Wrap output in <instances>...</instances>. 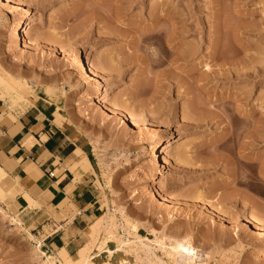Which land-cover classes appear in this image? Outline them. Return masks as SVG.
Masks as SVG:
<instances>
[{
  "label": "rangeland",
  "instance_id": "obj_1",
  "mask_svg": "<svg viewBox=\"0 0 264 264\" xmlns=\"http://www.w3.org/2000/svg\"><path fill=\"white\" fill-rule=\"evenodd\" d=\"M23 2L33 25L19 44L7 18L14 26L24 17L0 0V75L15 89L4 95L15 105L24 100L14 97L18 91L61 102L88 141L101 195L97 218L76 246L58 253L46 246L43 250L57 256L58 264L69 263L89 243L90 227L104 226L92 253L97 256L96 264H106L107 254L100 253L99 246L106 250L117 246V240L106 233L114 222L119 227L117 236L132 238L138 246L141 239L135 233L161 241L189 234L200 248L218 245L214 264H264V258L260 259L264 238L255 227L246 225L248 219H255L264 230V178L260 179L261 169L254 165L264 159V0H218V4L212 0ZM70 13L73 16L67 19ZM117 14L119 22L115 21ZM153 26L163 29L164 35L183 29L184 45L195 44L200 51L181 67L171 61L149 66L145 50L131 48ZM232 26L242 38L235 48L228 41L237 33ZM218 37L221 54L213 61ZM232 49L235 65L222 66L221 57L232 59ZM114 53H120L119 61L131 62L111 64ZM80 54L86 64L98 67L108 83L105 109L96 96L99 84L81 72ZM210 68L213 75L209 77ZM193 104L212 117L195 115ZM169 130L176 138L162 144L159 163L152 156V146L167 138ZM220 146L223 150L214 153ZM180 154L184 156L179 158ZM214 155L227 160L211 170L204 161ZM242 155L249 161L244 163ZM234 175L237 179L229 185ZM1 192L0 187V207L21 218L24 226H15L0 213V264H45L35 247L56 229L45 227L37 217L28 221L29 217L20 216L12 197ZM227 195L232 196V203L222 204L220 198ZM223 228L229 234L224 238L220 237ZM138 251L142 259L130 263L151 264L142 249Z\"/></svg>",
  "mask_w": 264,
  "mask_h": 264
},
{
  "label": "crops",
  "instance_id": "obj_2",
  "mask_svg": "<svg viewBox=\"0 0 264 264\" xmlns=\"http://www.w3.org/2000/svg\"><path fill=\"white\" fill-rule=\"evenodd\" d=\"M8 83L10 90L0 86V187L20 216L56 229L44 246L58 253L77 245L100 210L89 144L61 102L18 91L24 100L15 105L4 95L15 90ZM28 196L36 205H25Z\"/></svg>",
  "mask_w": 264,
  "mask_h": 264
},
{
  "label": "bare ground",
  "instance_id": "obj_3",
  "mask_svg": "<svg viewBox=\"0 0 264 264\" xmlns=\"http://www.w3.org/2000/svg\"><path fill=\"white\" fill-rule=\"evenodd\" d=\"M118 1H120L122 4L129 2V0H118ZM3 2L6 5L14 6L15 9L18 12H21V15L24 17V19H23V21L21 23L16 24L14 26H13V20L11 18H9V17L7 18V24H10V26L13 27V38H14L15 42L20 44L26 38V35H25L26 32L28 30H30L32 28V25H33V20H32V16L30 14V11H29V9L26 8V5L24 4L23 0H3ZM212 2L216 3V4L220 3V2H218V0H212ZM163 7H165V5ZM74 13L75 12H73V14ZM73 14L70 13V15H66L67 19L72 17ZM75 14H77V13H75ZM217 14H219V13H217ZM93 15H92V17H93ZM117 15L118 16L116 18L115 17L114 18H115L116 22H119L121 19L119 17V14H117ZM97 19L98 18H96L95 20H97ZM235 27H237V26H235ZM153 28L154 29L151 28L152 30L148 31V34L146 32L147 35L146 34H144V35L142 34V36L138 40H136L135 43L133 42V45H132V48H131L132 51H137V52L140 51V50H145V52L148 55V65L153 67V68L160 67V66L164 65L165 63H167L169 61H171V63L173 62L172 63L173 65L175 64V65L179 66V65L182 64V62H186L187 60H189L192 57L194 58V56L198 53V51H200V47H197V46L194 47L195 44L192 47L191 46L188 47L189 45H184L183 42H184L185 35H184V32H181L183 29H181L179 33L177 31V33L175 32L174 34L172 32V33H168L169 35H167L166 33H165L166 35H164L163 32H165V31L163 29H162L163 31L162 30H158L157 26H153ZM240 28H241V26H240ZM233 30H234V27H233ZM234 31H236V30H234ZM236 32L237 33L233 32L232 37L231 36L229 37L231 39L228 40V41L232 42V48L236 44H242L241 43L242 42L241 41L242 38L240 37V34L238 33V30ZM239 32H240V30H239ZM241 34H242V32H241ZM243 34H244V32H243ZM219 40H220V38L215 43L217 47L214 50L215 51L214 54L212 53L213 55H212L211 58L213 59V61L214 60H218V53H220V49H221V47H219V44H220ZM30 44H32V43H30ZM151 47H152V49H151ZM224 51H225L224 49L221 50L223 55L225 53ZM235 52L232 49V59H229L227 57L225 58V56L221 57V59L224 58V59L221 60L222 61V63H221L222 66H226V65H228L231 62H232V65H235L234 64V60H233V57L235 56L234 55ZM176 53H178L179 55L176 56L173 61L170 60V58L173 57V55H175ZM118 54H120V53H118ZM118 54L114 53V54H112L110 56V63L111 64L117 63L118 66H119V64L121 65V63H122V65H123L127 61H128V63L131 62V61L126 60V59H124L122 61H119L118 59L120 58L119 57L120 55H118ZM228 56L230 57V55H228ZM77 58L79 59V61H78L79 62V66H80V68H82L81 70H83L81 72L84 75H86V77L90 78L91 81H95L96 83L99 84L96 96H97L101 106L104 107V109H105L104 102L108 98V94H109L108 83L103 79L104 77H102V75H100L101 73L99 72L97 66H95V65L89 66L88 64H86L83 61V57H82L81 54ZM131 60H133V59H131ZM179 67H181V66H179ZM211 68L209 69L210 70L209 72H206L207 74L205 73L209 77L213 75V69H211ZM190 73H193V71H190ZM0 86L10 90V85H9L8 81L2 75H0ZM137 92L139 93V89L136 91V93ZM136 93H134V94L132 93L133 96L136 95ZM195 104L197 106H200L197 103H195ZM197 106H195L194 104L192 106V108H193L192 111L194 112V114L197 115V116H200V117L201 116H205L206 111L205 110H201L200 107H197ZM110 113L112 114L113 118H116L117 115H116L115 111L111 110ZM206 114H208L207 115L208 117H209V115L211 116V112H210V114L208 112ZM129 119H132L134 122H137L135 120V118H129ZM227 134H229V132ZM167 135H168L167 138L163 139L164 138L163 137L161 139H158L157 141H155V143L152 146V150H151L152 156L159 163L161 162V159H160V148H161L162 144L163 143L164 144L165 143L171 144L172 141L176 138L172 130H169ZM221 149H222L221 146L220 147H216L214 149V153H216L217 151H220ZM180 155L181 156H179V158L180 157L182 158L184 156V155L182 156V154H180ZM241 158L244 159L243 160L244 163L249 161L243 155L241 156ZM223 159H225V161L227 160V158L225 156L221 160H223ZM221 160H220V158L218 159V157L216 158L215 155H214V157L211 156L210 158H208L207 161L205 160L206 162L204 161V163H206L208 165V168H210L211 170H214L216 168L217 164L219 163V161H221ZM254 165H255V167H260V169H261V171H260V174H261L260 177L261 178L260 179H263L264 178V159H261L260 162H258V161L254 162ZM201 168H203V167H201ZM3 177H4V172L0 168V181L2 180ZM240 177H242V179L246 178V176H240ZM235 179H237V177L235 175L231 176L229 178V180L227 181L228 184L229 185L232 184V181H234ZM4 192H1V193L3 194ZM230 195H232V194H230ZM230 195H227V196H224V197L220 198L222 204L228 205V203L229 204L232 203V196H230ZM253 202H254V200H253ZM24 203H25V205H27V204L29 205L30 204V206L31 205H33V206L36 205V202L33 199H31L29 196L27 198H25ZM0 213L4 216V218L9 219L10 223H13L15 226H17V227H23L24 226V222L18 216L7 212L2 207H0ZM126 223L128 225L129 221L127 220ZM259 223L260 222L258 220L256 222L255 219H253V221L248 219L246 225H247V227H249V226L255 227V229L257 230V235H259L260 238H264V230L262 228L258 227ZM100 225H102V224H100ZM100 225H97V227L100 226ZM108 227L109 228L107 229L106 233H107L109 238H111L113 240L115 239V241L117 240V244H114V245H117V246H115L113 249H107L106 250V248H104V247L100 248V246L98 245L99 249H100V253L101 252H105L107 254V256H106V258H107L106 264H129L130 262H133L134 259L141 260L142 257L140 256L139 251H138L140 249H142V252L146 255L149 263H151V264H154V262L156 264H214V262H215V259L213 258V256L217 252L216 251V249H217L216 247L218 245L217 244H213L212 247H210L209 249L200 248V247H198L196 245L195 238L192 235H189V234L186 235V236H181V235H177L176 234V235H172V236L167 237L166 241H161V240H158V239L157 240H152L150 238L143 237V236H140V235L138 236V234L135 233V235L137 236V239L138 238L141 239V240L139 239L140 242H141V245L138 246V244L136 243V240H133L132 238H129V237L126 238L127 236L126 237H124V236L119 237V235L117 236V231L119 230V227L114 222L111 225H109ZM90 228L92 229L91 230L92 232H91V235H90L91 238L88 239V240H90L89 243L87 244L86 247L82 248L79 251V255L77 256L76 259H73L72 261H70V259H69L70 262L66 263V264H96L94 261H95V258L97 256H95V254L92 253V249H93L94 245L99 242L100 235H101V233L105 232V229H104V226L102 228H96V226H92ZM133 228H134L133 230H135V229L137 230L136 226H134ZM226 229L221 230L220 237H223V238L226 237L227 234H228V230L229 231L231 230L229 228H228V230H226ZM130 230H132V229H130ZM133 238H134V236H133ZM134 239H136V238H134ZM213 239H215V237ZM105 244H106V242H105ZM43 246H44V240L40 239L38 244H36V247H35L36 255L40 254L41 257L44 258L45 264H58V261H59L58 257L57 256H53V255H49L45 250H43ZM98 246H97V248H98ZM263 258H264V251H263L260 259H263ZM63 264H65V263H63ZM130 264H132V263H130Z\"/></svg>",
  "mask_w": 264,
  "mask_h": 264
},
{
  "label": "built area",
  "instance_id": "obj_4",
  "mask_svg": "<svg viewBox=\"0 0 264 264\" xmlns=\"http://www.w3.org/2000/svg\"><path fill=\"white\" fill-rule=\"evenodd\" d=\"M50 176L54 177V176H55V174H54V173H50Z\"/></svg>",
  "mask_w": 264,
  "mask_h": 264
}]
</instances>
